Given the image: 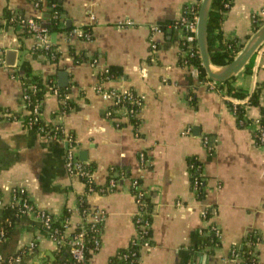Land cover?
Wrapping results in <instances>:
<instances>
[{
  "label": "crops",
  "instance_id": "obj_1",
  "mask_svg": "<svg viewBox=\"0 0 264 264\" xmlns=\"http://www.w3.org/2000/svg\"><path fill=\"white\" fill-rule=\"evenodd\" d=\"M36 1L0 0L4 59L0 192L4 197L9 198L15 186H24L38 208L56 217L68 208L66 233H70L84 218L92 219L79 206L85 194L90 210L105 214L101 245L90 264H109L110 256L127 247L137 233L139 205L131 182L140 178L154 202V219L151 242L141 247L138 264H222L232 246L241 244L251 231L262 234L256 249L259 264H264V144L257 143L253 134L261 107L248 103V96L239 100L223 93L217 83L211 87L212 79L201 80L196 65L180 62L185 32L176 20L198 0H62L64 11H55L62 26L58 29L52 28L54 6L42 0L40 7ZM7 8L41 19L51 46L39 45L20 22L7 18ZM263 9L264 0H234L222 21L225 36L247 42L254 33L253 16L264 18ZM128 19L133 23L125 22ZM8 49L18 52L8 55ZM76 53L80 61L75 60ZM12 58L15 65L9 64ZM110 66L121 69L112 78L104 74ZM29 69L47 82L39 104L46 129L26 123L24 83L34 87ZM65 71L67 86L60 83ZM235 74L234 84L249 91L264 80V44L252 73L242 68ZM103 81L105 89H132L144 96L134 120L119 108L107 114L114 105L97 89ZM63 90L74 103L69 111L61 108ZM228 99L245 103L246 116L253 119L249 125H239ZM16 112L19 116L11 117ZM205 135L214 143L212 150L203 142ZM71 143L95 183L105 184L111 176L117 188L87 192L82 175L71 174L66 166ZM193 158L202 165L200 195L192 184ZM113 166L124 170L121 178L118 170L111 172ZM212 223L221 231L216 246L199 231ZM33 239L36 246L29 249ZM57 248V241L33 214L0 239L1 255L20 254L13 264H55Z\"/></svg>",
  "mask_w": 264,
  "mask_h": 264
},
{
  "label": "trees",
  "instance_id": "obj_2",
  "mask_svg": "<svg viewBox=\"0 0 264 264\" xmlns=\"http://www.w3.org/2000/svg\"><path fill=\"white\" fill-rule=\"evenodd\" d=\"M39 1L40 7L43 6L42 0ZM202 0H198L196 3H194L193 9H189V13L192 10L194 13L199 11L200 4ZM234 0H212L210 10H209V16H208V28H207V44H208V51L210 60L213 64L216 65H226L230 63L235 56L239 53V51L244 47L246 41L240 40L239 37H226L223 29H222V21L225 18V14L228 11V9L233 4ZM47 3L50 5L55 4L53 7L51 13V19L53 22L52 28L58 29L62 27L59 24V21L57 17L55 16V11H64L62 0H47ZM229 3V5H227ZM190 7V6H187ZM186 7V8H187ZM14 12H17V16L21 15L22 12L20 10L7 8L4 11L5 16L7 18L12 17V14ZM46 12V11H45ZM192 14V13H190ZM15 18V22H18V18ZM264 24V18L261 17V15L255 13L253 16V32H255L258 28L261 27V25ZM67 28H71V26H67ZM250 36H248L249 38ZM247 38V39H248ZM264 42L262 43V45ZM262 45L253 53V55L247 60V62L243 66V70L251 74L253 71V66L255 63L256 55L258 53V50L262 47ZM183 52L180 56V62L182 64H194L199 69V75L201 80H208V73L206 71V68L204 67L202 57L200 54L199 46L197 45V52L192 55L190 54V51L187 49V44L183 42L182 44ZM58 55V51L56 52ZM81 55L78 53L75 54V60L80 61ZM110 71L105 74V77L112 78L114 75H117L118 72H120L121 69L117 68L116 66H110ZM28 73L32 77V84L34 87H31L30 84L27 82L24 83V91L29 94L30 99L26 102V106L29 109H33L34 106L37 103H42L41 101L44 98L46 89H47V82L41 77L40 75L32 73V70L29 69ZM236 74H233L229 78L218 81L217 87L222 91L223 93L233 96L236 99H245L248 96V103L250 104H256L260 105L261 107V117H260V124L262 125V128L264 130V80L261 82H258L255 88L251 91L248 89H244L241 87H238L234 84V80L236 78ZM63 97L65 99V103L62 104L61 108L63 111H69L71 107L73 106V101L68 99V97L65 94V91L63 90ZM239 100H231L228 99V104L233 108V105L235 102H237V111L236 115L238 118L239 125L246 126L249 125L250 122L253 120L252 118L246 116V108L245 103ZM0 109H2L0 107ZM19 112L14 113L13 116H19ZM32 116V113L25 114L26 123L32 124V126L46 129L44 126V123L42 120H38L35 122L30 123V117ZM134 120V118H132ZM243 119V121L241 120ZM59 134V133H57ZM254 137L257 141V143H262L261 139L259 138L260 131L254 130L253 132ZM200 163V161L197 158H193L190 162L192 170H195V167L193 165H196ZM90 168L92 166L88 164ZM111 172L113 170H118V175L121 178V175L123 174V169L113 166L111 167ZM111 176L107 178V181L105 184H97L94 181H91L88 176H81L82 179H84L87 182V192L96 190L100 191L102 193L108 192L110 190H114L117 188L116 186H112L109 183V179ZM139 180V183L141 184L142 180L140 178H137ZM134 180V179H133ZM131 190L134 195H137L141 191H144V188L141 185H132L131 184ZM146 203L144 206V209L146 211L144 212L143 218L153 221L154 219V202L152 200L151 195L143 194ZM79 206L82 212H85L87 209H90V205L87 202L86 196L81 195L79 199ZM50 215L52 217L51 220V227L55 228V232L63 235L66 233V228L69 225V217H70V211L68 208L65 209L64 213L60 217H56L53 213L50 212ZM27 215H22L20 213V205H11L8 204L6 207L2 209L1 213V224L5 226L6 229V237L14 230L16 224ZM11 219V220H8ZM136 220V216H135ZM11 221V222H9ZM88 232L86 236L87 241V250H86V256L91 258L92 254L98 249L96 246V238H100V235L98 236V233L102 232L103 230V223L102 222H96L94 225L92 222H86L85 223ZM137 229L141 230L139 223L136 221ZM44 228V227H43ZM45 229V228H44ZM80 229V225H77V227L72 231V234L77 232ZM47 230V229H45ZM149 233L142 235L139 239L134 236L130 242V244L127 247L120 248L115 254L111 255L109 258V264H138L139 258L141 255V246L144 243L146 239V235L152 236V227L149 228ZM207 241L210 244H213L218 240L217 237L211 233L208 235ZM1 239V238H0ZM262 240V234L257 231H251L249 234L246 235L243 242L241 244H234L232 248L236 249V252L241 257V263L240 264H259V256H258V250L256 249V244L259 243ZM70 243L67 242V240L60 244L57 248V257L55 260V264H57L60 261H69L74 262V257L70 250ZM29 248V247H28ZM27 248V249H28ZM60 256V257H59ZM5 263V262H4Z\"/></svg>",
  "mask_w": 264,
  "mask_h": 264
},
{
  "label": "built area",
  "instance_id": "obj_3",
  "mask_svg": "<svg viewBox=\"0 0 264 264\" xmlns=\"http://www.w3.org/2000/svg\"><path fill=\"white\" fill-rule=\"evenodd\" d=\"M37 2V1H36ZM38 3V2H37ZM229 5V3H227ZM55 6L53 4L51 7ZM190 7L185 8L183 14L181 15L180 18L176 20V25L181 26L185 32V38H184V43L187 44V49L190 51V54L194 55L197 52V22H198V14L199 11L194 13L192 10H190L192 14L189 13V9H193L194 3L189 5ZM262 13L264 14V9L262 10ZM59 14L55 13V16H58ZM17 16V12H14L12 14L11 19H15ZM19 19L18 22L24 26L27 31L32 33L38 38V44L41 46L45 47H50L51 42L49 39V30L47 26L41 21V19L38 18H32V17H24L23 15L17 16ZM125 22L127 23H133V20H126ZM86 36L89 38L91 35L89 32H85ZM155 46V44H154ZM200 51V50H199ZM4 62L2 53L0 51V64ZM109 72V68L105 71ZM104 73V72H103ZM103 82L99 83L97 86L98 91L102 94L104 98H112L113 100V107L107 109V114L108 115H113L114 110H123L125 112V116L130 117H136L139 113L140 107L142 106L144 102V96L142 94H139L135 92L132 89L128 90H123V89H105L103 86ZM216 83L217 81H211V87L216 88ZM30 99V96L28 93L25 91L23 92V100L24 102H27ZM237 102L233 105V112L235 114L237 111ZM40 103H37L34 108L27 109V113H32V116L30 117V123L35 122L40 120ZM261 117V115H260ZM260 117L256 119L257 125L255 127V130H259V138L261 139V142L264 144V130L262 128V125L260 124ZM243 121V119H241ZM29 126H32V124H29ZM203 142L205 146L209 149L212 150L214 148V143L211 142V139L209 135H205L203 137ZM75 145L73 143L69 144L68 150L66 153V166L68 170L71 172L73 175H82V176H88L91 181L92 179V174L89 172L87 169L84 168V163L78 158V156L75 154ZM140 158L142 161L146 159L145 152L142 151L140 153ZM195 167V170H192L191 168V173H192V184H193V189L195 192H197L198 195L203 193V187L202 183L203 181V173L201 171L202 165L201 163H198L196 165H193ZM109 183L112 186H116L118 184L116 178H111L109 179ZM132 185H141L139 183V180L137 178H134L131 182ZM143 194H148V191L144 189V191H141L138 193L136 196L137 202L139 205V210L136 214V221L139 223V226L141 230L137 229L136 233V238L139 239L142 235L144 236L145 234H148L149 228L152 227V222L151 220L144 219L143 215L146 209H144L146 200L143 196ZM11 204V205H20V213L22 215H29L33 214L36 215L42 223V226L47 229L49 235L54 238L58 246L62 243H64L66 240L68 243H70L71 247V253L74 257V262H69V261H60L57 264H90V258L86 256V250H87V241H86V236L88 232V228L86 226V222H92L93 225L96 222H102L104 218V213L101 212H93L90 209L86 210L83 212V214L86 216H92V219H87L84 218L78 225H80V229L73 233H65L63 235H60L55 232V228L51 227V220L52 217L50 215V212L38 208L35 202L30 198V195L28 194L26 188L24 186H15L10 193V197L6 198L4 195L0 192V238L4 239L6 238V229L5 226L1 224V213L2 209L6 207V205ZM204 217H207L206 211L203 212ZM8 220H11L8 218ZM11 222V221H9ZM68 227V226H67ZM200 232L207 233L210 235L213 233L216 235L217 239L219 238L221 231L220 228L217 224L212 223L209 228H200ZM100 235V238H96V246L99 248L101 245V232L98 233V236ZM151 237L149 235H146V239L144 243L142 244H149L151 242ZM219 241H216L214 245H218ZM36 246V241L33 239L30 242L29 249H32ZM141 246V247H142ZM22 256V255H21ZM20 259V254H15L14 256L11 257H4L3 255L0 254V264H13L14 260H19ZM5 262V263H4ZM241 263V257L240 255L236 252L235 248L231 249V252L229 255H227L224 259L222 264H240Z\"/></svg>",
  "mask_w": 264,
  "mask_h": 264
},
{
  "label": "water",
  "instance_id": "obj_4",
  "mask_svg": "<svg viewBox=\"0 0 264 264\" xmlns=\"http://www.w3.org/2000/svg\"><path fill=\"white\" fill-rule=\"evenodd\" d=\"M212 0H202L200 4L198 22H197V42L200 49V54L202 61L208 76L210 79L215 81H222L233 74L237 73L240 69L243 68L247 60L253 55V53L262 45L264 42V24L258 28L252 36L247 40L244 47L239 51L235 58L228 64L224 65L223 68L215 70L212 66L210 60L208 44H207V28H208V16ZM18 52L17 49H8L6 53L8 55H15ZM10 65H15L16 60L12 58V61L9 62ZM63 80L61 84L67 86L68 84V74L63 72ZM67 75V76H66Z\"/></svg>",
  "mask_w": 264,
  "mask_h": 264
}]
</instances>
